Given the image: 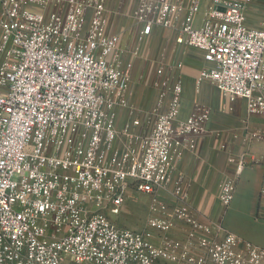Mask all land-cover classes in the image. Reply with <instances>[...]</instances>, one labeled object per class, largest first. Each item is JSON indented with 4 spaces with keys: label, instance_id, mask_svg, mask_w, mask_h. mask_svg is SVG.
<instances>
[{
    "label": "built area",
    "instance_id": "built-area-1",
    "mask_svg": "<svg viewBox=\"0 0 264 264\" xmlns=\"http://www.w3.org/2000/svg\"><path fill=\"white\" fill-rule=\"evenodd\" d=\"M130 1L140 41L173 32L178 45L204 54L198 85L210 82L228 102L243 99L249 115L264 116V26L246 25L251 0ZM128 5L0 0V264H264L263 248L200 222L180 180L170 190L211 113L201 107L178 121L180 81H158L152 113L119 127L130 71L120 66L123 32L113 19ZM243 169L240 161L220 186L225 207ZM131 193L151 197L141 232L112 220ZM178 222L188 227L185 238H165Z\"/></svg>",
    "mask_w": 264,
    "mask_h": 264
},
{
    "label": "crops",
    "instance_id": "crops-1",
    "mask_svg": "<svg viewBox=\"0 0 264 264\" xmlns=\"http://www.w3.org/2000/svg\"><path fill=\"white\" fill-rule=\"evenodd\" d=\"M205 11L206 6H203L197 19H202ZM244 14L249 28H262L264 0L246 2ZM158 33L149 39H154ZM163 34V39L169 47H173L179 58L173 75L183 88L178 121H184L201 107L211 112L206 132L198 140L197 148L186 151L177 162L170 190L180 180L185 192V205L200 222L210 226L222 224L227 231L242 240L264 249V194H261L264 116L249 115L243 99L228 102L224 94L210 82L198 85L197 77L207 65L204 54L178 45L171 31L167 30ZM240 161L244 162V169L236 181L234 199L230 206L225 207L219 199L220 186L227 179L235 177ZM131 194L123 207L122 219L117 221L124 228L141 232L148 228L150 195L140 194L143 196L139 199L138 193V197ZM159 195L170 207L178 206L173 196L166 191H161ZM187 230L185 223L178 222L164 237L183 240ZM153 240L157 245L162 243L161 238L155 235ZM156 264L173 263L161 260Z\"/></svg>",
    "mask_w": 264,
    "mask_h": 264
},
{
    "label": "rangeland",
    "instance_id": "rangeland-1",
    "mask_svg": "<svg viewBox=\"0 0 264 264\" xmlns=\"http://www.w3.org/2000/svg\"><path fill=\"white\" fill-rule=\"evenodd\" d=\"M133 8L134 1L129 0L124 14H116L113 19L115 28L123 32L119 47L121 48L120 66L130 71V83L127 91L130 105L126 109L118 110L119 127L135 118L152 113L159 95L155 84L158 81L174 77L176 62L179 59L176 52L173 51V47H169L163 39V33L167 30L159 31L154 39L148 41L142 42L138 39L133 26ZM151 119L149 117L148 121ZM131 195L135 197L137 193ZM138 196L140 199V196L143 195L138 194ZM122 216L112 217V220L119 224L118 221L122 219Z\"/></svg>",
    "mask_w": 264,
    "mask_h": 264
}]
</instances>
